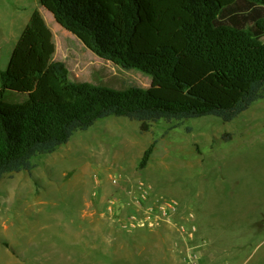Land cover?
<instances>
[{
	"label": "rangeland",
	"instance_id": "374dc122",
	"mask_svg": "<svg viewBox=\"0 0 264 264\" xmlns=\"http://www.w3.org/2000/svg\"><path fill=\"white\" fill-rule=\"evenodd\" d=\"M36 10L73 82L117 91L151 86V77L88 50L39 0H0V73ZM140 125L98 120L55 153L35 157L32 171L1 180L0 264H182L189 252L202 264H264V98L231 122L163 120L148 133ZM145 192L148 206L176 201L178 215L172 224L128 232L134 200ZM181 225L197 229L188 245Z\"/></svg>",
	"mask_w": 264,
	"mask_h": 264
},
{
	"label": "trees",
	"instance_id": "16d2710c",
	"mask_svg": "<svg viewBox=\"0 0 264 264\" xmlns=\"http://www.w3.org/2000/svg\"><path fill=\"white\" fill-rule=\"evenodd\" d=\"M100 59L151 77L148 89L73 82L54 35L33 12L0 73V181L32 171L78 131L111 116L231 122L264 98V0H39ZM26 97L12 103L7 96ZM155 145L144 153L147 167Z\"/></svg>",
	"mask_w": 264,
	"mask_h": 264
},
{
	"label": "built area",
	"instance_id": "2783aa9c",
	"mask_svg": "<svg viewBox=\"0 0 264 264\" xmlns=\"http://www.w3.org/2000/svg\"><path fill=\"white\" fill-rule=\"evenodd\" d=\"M148 200L149 197L147 192L142 195V200L138 202L134 200V212L130 213L128 216L130 227L127 228L126 226L128 232L137 231L138 229L146 227H150L151 229L162 223L172 224L173 220L178 215L179 207L176 201H155L148 206L144 203V201ZM194 218L195 216L192 213L189 214V222H192ZM178 232L180 233L182 242L188 245V243L194 240L197 229L191 225H181L178 227ZM182 264H202L201 257L199 254L189 252L183 257Z\"/></svg>",
	"mask_w": 264,
	"mask_h": 264
},
{
	"label": "crops",
	"instance_id": "0c3cea01",
	"mask_svg": "<svg viewBox=\"0 0 264 264\" xmlns=\"http://www.w3.org/2000/svg\"><path fill=\"white\" fill-rule=\"evenodd\" d=\"M46 21V20H45ZM47 23V22H46ZM56 50H57V48H56ZM55 57H56V55H55ZM96 232H98V226H97V230H96Z\"/></svg>",
	"mask_w": 264,
	"mask_h": 264
}]
</instances>
